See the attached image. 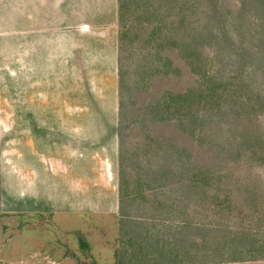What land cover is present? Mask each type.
<instances>
[{
    "label": "rangeland",
    "instance_id": "1",
    "mask_svg": "<svg viewBox=\"0 0 264 264\" xmlns=\"http://www.w3.org/2000/svg\"><path fill=\"white\" fill-rule=\"evenodd\" d=\"M70 1L72 19L60 29L66 15L60 21L57 15L50 53L30 46L21 64L16 0H0V264H160L168 258L155 243L176 241L166 249L178 251L184 225L199 228L191 231L195 239L205 233L219 242L226 231L242 230L255 241L246 247L264 253V65L253 47L261 37L254 33L258 12L237 17L238 0H129L124 61L134 91L128 119L136 125L126 138L138 160L127 162L123 193L143 220L127 229L118 200L117 208L102 205L89 188L85 212L64 210L39 183L64 172L69 149L71 157L84 152L91 182H119L117 0H82L81 14ZM76 16L88 24L81 55L74 51ZM155 58L159 64L141 82L142 66ZM163 97L188 104L199 123L169 114L150 118L147 106ZM228 139L232 147L220 150ZM149 159L150 168H141ZM156 164L168 173L160 184L152 176ZM17 179L35 182V194L18 193ZM210 264H264V258Z\"/></svg>",
    "mask_w": 264,
    "mask_h": 264
},
{
    "label": "trees",
    "instance_id": "2",
    "mask_svg": "<svg viewBox=\"0 0 264 264\" xmlns=\"http://www.w3.org/2000/svg\"><path fill=\"white\" fill-rule=\"evenodd\" d=\"M239 1V9H238V16H243L245 13H253L254 10H256L257 15V29L254 33L259 32L261 34V37L259 36V39L257 43L253 44V47L256 48V50L259 52V62H262L261 64L264 65V0H238ZM129 6V0H117V7H118V16H117V24L119 28L118 33V58H117V77H118V119H117V126H116V135H117V146H118V163H119V182H118V213L120 217V223L122 228H125L127 226V229L132 227L133 224L137 225L136 223L142 224V222H136L137 220H143V217H140L138 215L137 210L133 207L134 202L133 200L129 199L124 193V186L125 183V177L126 174V166L127 162H129L131 159H136V154L130 149L127 142V130L131 126H135L136 123H133L131 120L129 121V113H131V107H132V98L134 96L133 94V86H129V80L132 79V75H128L126 70V64H125V56H124V45H125V39L127 38V35L129 33V30L127 29V25H125L126 21V14H127V8ZM249 10V11H247ZM245 17V15H244ZM238 19V18H237ZM197 35V34H196ZM195 35V36H196ZM216 37V35H214ZM256 37L255 34L252 35V38L254 39ZM251 38V35L249 36ZM254 43L253 41H251ZM154 64H159V59L155 58L153 62H150L149 65H146L145 67L142 66L141 71L143 72L142 78H140L141 82L144 80V76L147 74V70H151L154 68ZM262 67V66H260ZM141 72V74H142ZM152 72V70H151ZM131 84V82H130ZM140 81L137 85H140ZM209 94H204V98L207 100L211 98V96H214L215 87L211 85ZM184 95V94H183ZM181 98H185L186 95L182 96ZM261 100V99H260ZM183 102V101H182ZM180 104V105H179ZM177 105L172 104L171 102L166 101V99L163 97L158 102H154L152 104H149L147 107V112H145L147 115H149L150 118L153 116H161L165 114H169L171 116H174L176 119L179 120L181 123H191V124H198L199 122L196 120L199 119L197 116V112H193L190 110V107L188 104H181L179 103ZM258 105H263V103H260ZM257 110V109H256ZM259 110V109H258ZM177 114V115H176ZM201 115V114H200ZM203 116V115H202ZM156 118V117H155ZM171 118V117H168ZM128 120V121H127ZM193 122V123H192ZM215 132H218L216 130ZM217 133L214 135L216 136ZM223 144H226V147L231 148V141L228 139L226 142H221L220 144V150H225V146ZM225 147V148H224ZM218 148V147H217ZM131 150V151H130ZM219 150V149H218ZM154 159V158H153ZM152 159V160H153ZM151 159L147 160L148 163L145 161V163H139L141 164V168H150V161ZM155 161V159L153 160ZM158 163V162H157ZM166 165L156 164V168L152 170L154 171L155 175H152L157 182V184L162 183L163 179L167 176V172H165L164 168ZM185 179V177H184ZM183 180V179H182ZM185 183L187 181H184ZM146 224V223H145ZM217 232L219 229H223L220 227H215ZM193 230H199L198 227L194 225H184L181 227V230L177 233L180 235L177 239V244H179L178 251L174 252L171 250L166 249L168 245L170 244H176L175 242L167 243L166 240L164 241V244L159 247L156 246L155 243V249L151 252L152 258H156V254L154 255V252L158 254H164L163 257L168 258L167 261H162L160 264H210V263H217V262H243V261H251V260H257L264 258V253H261L258 249V253H256L255 249H251L250 247H246L247 244L254 246L255 241H248V234L242 230L239 231H226L222 235L223 242H219L216 240L218 237L212 236L214 238L210 239V236L208 235H202V236H196V239L194 236H192ZM223 231V230H222ZM149 234V236L147 235ZM147 234H143L140 237L141 243L148 240L150 238V233L147 232ZM175 236V234H174ZM191 238L193 240H191ZM257 242V241H256ZM166 245V247H164ZM248 245V246H249ZM146 246H151L146 244ZM152 247V246H151ZM164 247V248H163ZM207 248H209L207 250ZM178 252V253H177ZM175 257L176 259H172V257ZM262 255V256H259ZM202 256V258H201ZM155 260V259H154ZM176 260V261H175ZM156 264V263H155ZM159 264V263H157Z\"/></svg>",
    "mask_w": 264,
    "mask_h": 264
},
{
    "label": "crops",
    "instance_id": "3",
    "mask_svg": "<svg viewBox=\"0 0 264 264\" xmlns=\"http://www.w3.org/2000/svg\"><path fill=\"white\" fill-rule=\"evenodd\" d=\"M74 1L77 2L78 5H76V8H78L77 11L81 14L83 9L81 5L82 0ZM70 2V0H16L17 11L15 30L16 39L19 41V43L17 41V47H19L17 48V50L19 49L17 55L21 64H24L26 60H29L25 59L24 56L25 48L30 46H35V49L33 48L31 52L36 51V48L39 49L41 47V49H43L44 47L45 50L43 51L47 54L50 53L48 45H51L56 41L57 15L59 21L61 20V17L64 18L66 15L61 21L62 25L59 27L60 29L64 28V22L72 19L71 14L68 15L69 10L66 9ZM33 26L40 29L38 33L34 34L29 32ZM74 27L75 38L76 40H79V47L77 50L74 49V51L81 55L82 47H84L82 36L86 35L88 32V24L87 22L82 21L80 16L74 21ZM61 33L62 30H59V34ZM66 122L69 123V121ZM79 148H82V145ZM71 150L72 149L64 151L65 154L68 155V158L66 162L64 161L63 163L64 172L62 174L55 176L50 172L46 180L39 181L41 187H43L42 191L47 195L46 199L49 201L50 199H53L57 204L63 202V205H65L64 210L68 209L76 212H85L88 206V191L89 188H91L93 191H96L91 198L96 199L99 197L102 205H111V207H115L116 205L117 208L118 183L111 179L107 180V177L102 178L100 182H91V178L93 177L89 176L87 164L83 161L84 152L79 150L78 155L76 154L74 157H71ZM110 173L112 175V172ZM16 184V190L18 193L22 195L27 194L29 196L35 194L34 191H36L35 189L37 187L35 182L34 184H25L24 180L21 181L20 179H17ZM97 192H99V195H96ZM105 192L109 194V200L103 202ZM95 204H98V202L95 201Z\"/></svg>",
    "mask_w": 264,
    "mask_h": 264
}]
</instances>
